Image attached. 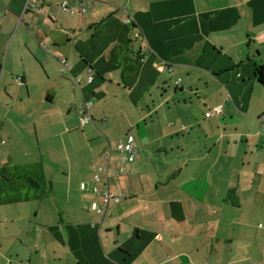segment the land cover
Returning a JSON list of instances; mask_svg holds the SVG:
<instances>
[{
	"label": "crops",
	"instance_id": "obj_1",
	"mask_svg": "<svg viewBox=\"0 0 264 264\" xmlns=\"http://www.w3.org/2000/svg\"><path fill=\"white\" fill-rule=\"evenodd\" d=\"M25 2L0 0V84L31 97L51 73L46 103L66 101L38 143L72 153L62 172L0 142V264H264V0ZM104 191L120 200L101 215Z\"/></svg>",
	"mask_w": 264,
	"mask_h": 264
},
{
	"label": "rangeland",
	"instance_id": "obj_2",
	"mask_svg": "<svg viewBox=\"0 0 264 264\" xmlns=\"http://www.w3.org/2000/svg\"><path fill=\"white\" fill-rule=\"evenodd\" d=\"M40 69H42V72L40 71L41 73L37 76L35 83L37 90L32 93L31 97L25 88L17 87L20 83L15 81L13 77L8 79L15 88V90H12L13 86H9V92L12 90L11 93H13L11 99L8 98L5 88H3L5 83L0 84L2 97H6L4 102H2L3 104L0 103V142H9L7 146L15 149L18 155L26 150L33 151L36 157L43 155L47 163L52 164V162H55L62 170L67 166L69 155L72 153L71 150H67L66 147H63L64 145H62L61 142H56V140L48 141L47 144L41 142V144H43L40 147L35 124L37 123L40 127L44 140V128L47 126L43 125H48L49 115L52 116L51 120L53 122L58 118L57 110L59 107H63L66 97L61 95V92L58 91L55 101L46 103L47 97L45 96V91L50 88L55 89L57 83L51 78L53 76L51 73L42 67ZM61 73L62 69L55 71V75L58 76V79L64 80L66 76ZM7 105L13 107L8 120H6L4 116V113L8 111ZM45 108L51 109L48 111L49 115L46 114ZM53 108L56 110H53ZM3 124L5 125L4 128L2 127ZM55 132L59 133L61 131L56 130ZM48 136L46 139L51 138L50 134ZM63 171L64 170H62V172Z\"/></svg>",
	"mask_w": 264,
	"mask_h": 264
},
{
	"label": "built area",
	"instance_id": "obj_3",
	"mask_svg": "<svg viewBox=\"0 0 264 264\" xmlns=\"http://www.w3.org/2000/svg\"><path fill=\"white\" fill-rule=\"evenodd\" d=\"M48 0H26L23 8L22 18L24 15L28 13H43L45 5ZM62 9L71 15H74L76 13H85L87 9L85 7L81 8L80 10L77 7H72L67 1L63 2ZM21 18V21H22ZM62 72L66 73L70 65L66 60H62ZM95 71L93 69L89 70V82L93 81ZM20 82H23V78H19ZM90 107L91 103H87L85 108L80 111V125L81 127H86L89 125L92 121V116L90 114ZM222 107L214 108L212 111L208 113L209 117L218 116L222 114ZM116 150L121 152L123 155L124 162L128 163H135L137 161V158L139 156V149L136 142V139L133 135H129L124 139H120L117 143ZM106 157H110V152L106 154ZM107 169V164L101 166L97 170L96 174V180H101V173ZM102 202L99 204H95L93 206V209L101 215H104L108 209V206L112 200L119 201L118 196H112V194L109 191H104L102 194Z\"/></svg>",
	"mask_w": 264,
	"mask_h": 264
},
{
	"label": "trees",
	"instance_id": "obj_4",
	"mask_svg": "<svg viewBox=\"0 0 264 264\" xmlns=\"http://www.w3.org/2000/svg\"><path fill=\"white\" fill-rule=\"evenodd\" d=\"M258 79L259 81L264 85V67H261L259 70H258ZM32 182V181H30ZM120 199V198H119Z\"/></svg>",
	"mask_w": 264,
	"mask_h": 264
}]
</instances>
